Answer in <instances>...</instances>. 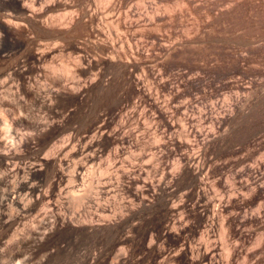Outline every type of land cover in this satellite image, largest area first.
<instances>
[{
	"label": "rangeland",
	"instance_id": "obj_1",
	"mask_svg": "<svg viewBox=\"0 0 264 264\" xmlns=\"http://www.w3.org/2000/svg\"><path fill=\"white\" fill-rule=\"evenodd\" d=\"M35 1L36 13L28 18L10 0H0V21L17 26L9 30L20 43L5 42L0 56V149L15 152L18 146L13 162L35 164L41 172L48 155L64 159L63 171L74 159L83 164L80 172L96 180L128 170L154 184L168 181L165 197L178 205L168 216L177 220L180 234L165 241L155 237L158 208L139 212L122 180L109 192L97 187L83 205L64 203L73 219L94 226L111 219L116 226L62 229L44 241L9 239L12 229L0 226V264L20 258L29 259L25 264H203L195 259L197 247L215 249L212 264H264V0ZM47 47L54 48L52 56L29 58ZM133 76L143 91L134 87ZM98 125L108 136H101ZM192 153L202 162L200 186L215 208L204 218L192 207L190 175L180 169ZM6 165L0 162L1 189ZM67 186L60 183L62 195ZM146 195L153 199L150 191ZM30 213L14 224L16 230ZM46 221L36 237L46 231ZM231 225L239 232H230ZM122 236L123 244L116 241ZM159 246L165 252L157 255Z\"/></svg>",
	"mask_w": 264,
	"mask_h": 264
},
{
	"label": "bare ground",
	"instance_id": "obj_2",
	"mask_svg": "<svg viewBox=\"0 0 264 264\" xmlns=\"http://www.w3.org/2000/svg\"><path fill=\"white\" fill-rule=\"evenodd\" d=\"M42 1V0H41ZM10 2L13 4L14 8L19 11L22 15L30 18L32 17V15L35 12V10L33 9V2H36L35 0H10ZM41 4V3H40ZM54 4V3H53ZM43 5V4H42ZM41 6V5H40ZM44 6V5H43ZM37 8V7H36ZM38 9V8H37ZM42 10V9H41ZM75 10V9H74ZM70 11V10H69ZM38 13V12H37ZM35 15V14H34ZM7 20H9L8 18H6ZM12 22V21H11ZM10 21H4V22H1L0 21V56L3 54L4 52V49H3V44L5 42H10L11 44L15 43L17 44L18 46H20V43H18L16 40H15V37L14 35L12 34V32L9 30L10 26H13V27H17L15 24H12ZM16 22V21H15ZM18 24V23H17ZM24 23H22L23 25ZM47 24V23H46ZM54 26V25H53ZM48 48V47H47ZM42 50V49H41ZM54 50L53 47H50L48 49H45L41 52L37 51V52H31L29 53V58L33 60H38L39 58L41 59V57L43 56V59L44 58V55H49L51 54V52ZM52 56V54H51ZM39 59V60H40ZM38 60V61H39ZM52 60V59H51ZM43 61V60H42ZM36 62V61H35ZM43 63V62H42ZM39 66V65H38ZM21 67V66H20ZM50 70V69H49ZM10 72V71H9ZM16 72L20 75H22L24 73V68H17ZM11 73V72H10ZM46 74V73H45ZM5 82V80H4ZM131 82L134 84V87L137 89V90H141L140 86H139V79L138 77L136 76H133L131 77ZM41 83V82H40ZM2 84V83H1ZM11 85V84H10ZM32 85V84H31ZM45 85V84H44ZM34 86V85H32ZM35 87V86H34ZM133 87V86H132ZM38 88V86H37ZM145 88V87H144ZM39 89V88H38ZM134 89V88H133ZM135 89V91H136ZM29 90V89H28ZM36 90V89H35ZM143 91V90H141ZM2 92V91H1ZM38 93V92H37ZM145 93V92H144ZM153 93V92H151ZM151 95V94H150ZM4 97V96H3ZM14 97V96H13ZM32 99V98H31ZM43 100V99H42ZM141 100V99H140ZM44 101V100H43ZM140 102V101H139ZM136 108H137V105H136ZM135 109V108H134ZM28 110V109H27ZM29 111V110H28ZM32 111V110H31ZM145 111V110H144ZM159 113L160 114H163V110H159ZM165 114V113H164ZM141 115V114H140ZM127 116V115H126ZM193 118V117H192ZM53 120V119H52ZM204 121V120H203ZM178 123V122H177ZM184 123V122H183ZM174 124V123H173ZM182 126V124H180ZM38 126V125H37ZM137 126V125H136ZM160 126V125H159ZM15 127V126H14ZM12 128V127H11ZM104 128V127H103ZM97 131L98 132H101L100 134H102L101 136H108L102 129V125H98L96 127ZM192 129V128H191ZM190 129V130H191ZM214 129V127H213ZM16 130V129H15ZM183 130V129H182ZM17 131V130H16ZM162 131V129H161ZM173 131V130H172ZM176 131V130H175ZM180 131V130H179ZM8 132H9V129H8ZM13 132V131H12ZM15 132V131H14ZM29 132V131H28ZM184 132V131H183ZM187 132V131H186ZM202 132V131H201ZM7 133V132H6ZM11 133V131L9 132ZM17 133V132H16ZM21 133V132H20ZM143 133V132H142ZM158 133V132H157ZM163 133V131H162ZM124 135V134H123ZM122 135V136H123ZM171 135V134H169ZM194 135V133H193ZM206 135V134H205ZM163 136V135H162ZM186 136V135H185ZM20 137V136H19ZM113 137V136H112ZM71 138V137H70ZM121 138V137H120ZM170 138V136H169ZM112 139V138H111ZM12 140V139H11ZM15 141L17 139H14ZM0 140V146H2L3 142ZM23 141L22 137H20L18 139V142L21 143ZM144 141V140H143ZM152 141V140H151ZM68 142V141H67ZM189 142V141H188ZM16 143V142H15ZM13 143V144H15ZM63 143V142H62ZM74 143V142H73ZM164 143V142H163ZM11 145V146H14V145ZM69 144V143H67ZM66 144V145H67ZM75 144V143H74ZM119 144V143H118ZM19 145V144H18ZM76 145V144H75ZM93 144L91 145H86L84 147V149L86 148H91ZM20 146V145H19ZM56 146V145H55ZM124 146V145H123ZM4 147V145H3ZM7 147V146H6ZM10 147V146H9ZM9 147H8V150H2L0 149V162H2L3 164H9V170H8V173H6L5 175L7 176L6 178V181L4 183L5 187H3V189L0 188V226H5V227H8V228H11L12 230L10 231V234H9V239L15 237H21V239L23 240H29L30 238H36L37 241H41L43 239H48L49 237H52L54 235L55 232L57 231H61L62 229H69V230H75V229H90V228H95V229H100L102 227H114L116 226V222L115 221H112L111 219L110 220H107L105 222H101V224L103 225H99L97 224L96 226H94L93 224L94 223H90L88 221L87 223L86 222H83L82 220H77V219H73L72 217H70L69 215L72 216V214H69V215H66L65 213V209H66V206L64 205V203H69L71 204V206H80L82 203H84V199L88 198L90 195L89 193L90 192H97L96 190H100L99 188L101 187L102 189H105V191L109 192L110 191V187L111 185H113L114 183V186L116 185V187H118V184H122V180H126L127 184H125L123 187H125V191L128 192V194L132 197V199H136L138 200L137 204L134 203V205L132 206H137L138 208H140L142 211V209H150V207L154 206V207H157L158 210H156V212L158 213V216H157V220L155 222V237L157 238H162L163 241H165L164 239H176L179 237V228L176 227L175 223L176 221L173 219H171L169 216H168V213L170 214V212L174 211L178 205H173L171 204L170 202L167 201V197H165V189L168 188V184L167 182L165 181H162L161 179L158 180L157 184H154L152 181L149 180H144V178L142 176H140V174H130V173H127L126 171L128 170H125V172H121V173H115L114 174H108L104 181L102 180H96L94 179L92 176L90 175H84V173L80 172V165L78 163L75 162L74 159H72L74 161L73 165L70 166L69 164L68 165H65L66 166V171L64 170L63 171V167L62 166V163L64 162V159L63 158H60V157H57V156H53V157H50V158H47L46 154V158L44 159L43 163L44 165L46 166V170L44 172H41L39 169L40 168H36L35 167V164L31 165L32 166H21V165H18L16 164V162H13V159H15V157H17V154H16V146L14 151L15 152H12L11 150L9 151ZM65 147V146H63ZM71 147H73L71 145ZM131 147V146H130ZM1 148V147H0ZM13 148V147H12ZM117 148V147H116ZM161 148V147H159ZM201 148V147H200ZM11 149V148H10ZM18 149V148H17ZM59 149V148H58ZM62 149V148H61ZM19 150V149H18ZM17 150V152H18ZM57 150V149H55ZM69 150V149H68ZM88 150V149H87ZM88 150V151H89ZM54 151V150H53ZM68 152V151H67ZM148 152V151H147ZM200 152V151H199ZM51 153V152H50ZM59 153V152H58ZM66 153V151H65ZM64 154V153H63ZM89 154V153H88ZM199 154V153H198ZM52 155V154H51ZM88 156L87 160L88 159H91L93 156H92V153L90 155H86ZM65 157V155H64ZM73 158V157H72ZM95 158V157H94ZM199 156L196 154V155H189L186 156V157H183L182 161L183 163H181L180 165V169L185 171L186 173H188L190 175V178H191V183H193L192 185H194L193 189H192V192L194 194V197H192V199L194 198V201H193V208L197 210V212L199 213L200 216H205V217H208L210 216L211 214L214 213L215 211V208H214V204L212 205L211 204V201L210 199H208L206 196H205V193H204V189L203 187L200 186V183H201V180L203 181V174L204 171H202L203 169V165L200 163V160H199ZM19 161V160H17ZM174 161V159H173ZM94 162V161H93ZM81 163V162H80ZM87 163V162H86ZM108 163V162H107ZM116 163V161H115ZM161 163V162H159ZM41 164V162L39 163ZM65 164V163H64ZM85 164V163H84ZM6 165V166H7ZM83 165V164H82ZM81 165V166H82ZM158 165V164H157ZM157 165H156V168H157ZM245 165V164H244ZM43 168V167H42ZM121 168V167H120ZM164 168V167H163ZM173 168V166H172ZM171 168V170H173ZM80 169V170H79ZM85 169V168H84ZM117 169V168H116ZM130 169V168H129ZM135 169V168H134ZM177 169V168H176ZM107 170V169H106ZM124 170V169H123ZM145 170V169H144ZM156 170V169H155ZM204 170V169H203ZM118 171V170H117ZM142 171V170H141ZM178 171V170H177ZM108 172V170H107ZM106 172V173H107ZM112 172V171H111ZM148 172H150L148 170ZM170 172V171H169ZM176 172V171H175ZM256 172V171H255ZM264 172V171H263ZM110 173V172H109ZM174 173V172H173ZM3 174V173H2ZM105 174V173H104ZM149 174V173H148ZM163 174V173H162ZM4 175V174H3ZM4 175V176H5ZM142 175V174H141ZM147 175V173H146ZM155 175V174H153ZM207 175V174H206ZM95 176V175H94ZM98 176V175H97ZM149 176V175H148ZM146 177V176H145ZM171 180V179H170ZM173 180V179H172ZM65 181L66 183H68V186L67 188L64 190V195L61 194V191H62V187H60V183ZM146 181V182H145ZM227 182V181H226ZM142 183V184H141ZM229 183H227L228 185ZM264 184V183H263ZM65 185V184H64ZM120 185V186H121ZM191 185V184H190ZM225 185V184H224ZM247 185V184H246ZM113 186V187H114ZM97 187H99L97 189ZM192 187V186H191ZM256 187V186H255ZM252 188V187H251ZM115 189V187H114ZM122 189V188H121ZM231 189V188H230ZM241 189V188H240ZM109 190V191H108ZM102 192L103 193H105ZM150 191L151 195H152V198L151 200H148L147 198V195L146 193H148ZM228 191V190H227ZM233 191V190H232ZM99 191V193H101ZM119 192V191H118ZM122 192V191H121ZM168 192V191H167ZM186 192V191H185ZM90 194H93V193H90ZM98 194V192H97ZM107 194V193H106ZM118 194V193H116ZM180 194V193H179ZM89 195V196H88ZM115 195V194H114ZM93 196V195H92ZM104 196V195H103ZM113 196V195H111ZM192 196V195H191ZM214 196V195H213ZM243 196V195H242ZM64 197H66V200L63 199ZM95 198V196H93ZM97 197H101V196H97ZM115 197V196H113ZM89 198H92V197H89ZM88 198V199H89ZM123 198V197H122ZM125 198V197H124ZM85 199V200H86ZM150 199V198H149ZM217 199V198H216ZM222 199V198H221ZM175 200V199H174ZM173 200V201H174ZM219 200V199H218ZM88 201V200H87ZM123 202V200H121ZM172 201V202H173ZM89 202V201H88ZM92 202V201H91ZM175 202V201H174ZM219 202V201H218ZM86 203V202H85ZM96 203V201H95ZM101 203V202H100ZM120 203V202H119ZM118 203V204H119ZM180 203V202H179ZM110 204V203H109ZM83 205V204H82ZM88 204L86 203V206ZM90 205V203H89ZM98 205V204H97ZM107 205V204H105ZM219 205V204H216V206ZM68 206V205H67ZM94 206V205H93ZM117 206V205H115ZM90 206H88L89 208ZM101 207H106V206H101ZM111 207V206H110ZM119 207V206H118ZM153 207V208H154ZM69 207H67L68 209ZM108 208V207H106ZM123 208L125 207H122V210ZM223 208V207H222ZM70 209V208H69ZM77 211V207L75 208ZM80 209V208H79ZM109 209V208H108ZM133 209V208H132ZM72 210V209H71ZM96 210V209H95ZM105 210V208H104ZM118 210V209H117ZM121 210V209H119ZM135 210V209H134ZM31 211H34V213L32 214V217H31ZM85 211V209H84ZM97 211V210H96ZM150 211V210H149ZM154 211V210H153ZM217 211V210H216ZM68 212V211H67ZM70 212V210H69ZM68 212V213H69ZM73 212V210H72ZM89 212V210H88ZM94 212V210H93ZM128 212V211H127ZM134 212H137V211H134ZM179 212V211H178ZM181 212V210H180ZM232 212V211H231ZM246 212V211H245ZM256 212V211H255ZM28 213H30V220L28 221H25V222H21L22 226L19 228V230L17 231L16 230V227L14 224H16L19 219L21 218H24L25 214H26V218L27 216L29 215ZM91 213V212H90ZM115 213V211L113 212ZM118 213V212H117ZM155 213V212H153ZM217 213V212H216ZM233 213V212H232ZM107 214V213H106ZM112 214V213H111ZM127 214V213H126ZM174 214V213H173ZM75 215V214H74ZM183 215V214H181ZM76 216V215H75ZM80 216V214H79ZM92 216V215H91ZM100 216H102L100 214ZM112 216V215H111ZM116 216V215H115ZM228 216V215H227ZM107 217V215H106ZM113 217V216H112ZM110 217V218H112ZM147 217V216H146ZM180 217V216H179ZM178 217V218H179ZM222 217V215H221ZM229 217V216H228ZM75 218V217H74ZM78 218V217H77ZM84 218V217H83ZM92 218V217H91ZM98 218V217H97ZM103 218V216H102ZM101 218V219H102ZM109 218V217H108ZM182 218V217H181ZM184 218V216H183ZM204 218V217H203ZM25 219V218H24ZM80 219V218H79ZM23 220V219H22ZM44 220V221H43ZM45 220H49L48 222L46 221V223H49V225H46V231L45 232H41L40 236L39 237H36V234L38 233V229L40 227V224L41 222H45ZM88 220V219H87ZM113 220H115L113 218ZM187 220V219H186ZM223 220V219H221ZM86 221V220H85ZM20 222V221H19ZM208 222V221H207ZM222 222V221H221ZM230 222V219L229 221ZM100 223V222H99ZM188 223V221H187ZM220 223V222H219ZM19 224V223H18ZM45 224V223H44ZM134 224V223H133ZM230 224V223H229ZM120 225V224H118ZM117 225V226H118ZM175 225L176 229L173 228ZM17 226V225H16ZM19 226V225H18ZM17 226V227H18ZM149 226V225H148ZM212 226V225H210ZM221 226V225H220ZM223 226H224V223H223ZM120 227V226H119ZM131 227V226H130ZM229 227V230L230 232H234V233H238V226L237 227H234V226H228ZM42 228V227H40ZM45 228V227H44ZM42 228V229H44ZM129 228V227H128ZM150 228V227H149ZM154 228V227H153ZM181 228V227H180ZM224 228V227H223ZM6 229V228H5ZM113 229V228H112ZM119 229V228H118ZM152 229V228H151ZM206 229V228H205ZM226 230L228 228H225ZM223 229V230H225ZM83 230V231H84ZM104 229H102L103 231ZM115 230H117L115 228ZM145 230V229H143ZM142 230V231H143ZM222 230V231H223ZM240 230V229H239ZM66 231V230H65ZM76 231V230H75ZM119 231V230H118ZM116 231V234H118ZM150 231V230H148ZM222 231H220L221 233H223ZM241 231V230H240ZM82 232V231H81ZM121 232V231H119ZM83 233V232H82ZM101 233V232H100ZM99 233V234H100ZM153 233V232H151ZM207 233V232H206ZM85 234V233H83ZM121 234V233H120ZM119 234V235H120ZM150 234V233H149ZM241 234V233H240ZM39 235V234H38ZM65 235V234H64ZM74 235H76L74 233ZM125 235V234H124ZM141 238H142V234H140ZM151 235V234H150ZM208 235V234H207ZM225 236V232L223 234ZM222 235V236H223ZM73 236V234H72ZM127 236V235H126ZM153 237V235H151ZM239 236V235H238ZM151 237V238H152ZM207 237V236H206ZM74 238V237H73ZM20 239V241H21ZM67 239V238H66ZM65 239V240H66ZM70 239V238H69ZM125 237L122 236V237H117L116 241L118 240L119 243H122L120 241H124ZM154 239V238H153ZM194 239V238H193ZM225 239V238H224ZM8 240V239H7ZM35 240V239H34ZM56 240V238H55ZM138 240V239H137ZM158 240V239H157ZM19 241V242H20ZM30 241V240H29ZM44 241V240H43ZM115 241V242H116ZM155 241V240H154ZM185 241V240H184ZM227 241V240H226ZM34 242L36 241H33V244ZM45 242H47L45 240ZM52 242V241H51ZM191 242V241H190ZM206 242V241H205ZM23 243V242H22ZM20 243V244H22ZM26 243V242H25ZM23 244V245H26L27 244ZM53 243V242H52ZM59 243H62L61 241ZM117 242V244H119ZM125 243V242H123ZM122 243V244H123ZM139 243V242H138ZM228 243V242H226ZM31 242L28 244L30 245ZM31 244V245H33ZM37 244V243H36ZM152 243L149 242L148 246L152 245ZM160 244V243H159ZM236 244V243H235ZM5 246V249H7L8 251V254H11L10 253V241H6V243L4 244ZM30 245V246H31ZM40 245V244H39ZM50 245V244H49ZM59 245V244H58ZM63 245V244H61ZM60 245V246H61ZM68 245V244H66ZM145 245V244H144ZM195 245V244H194ZM207 245V244H206ZM228 245V244H226ZM260 245V244H259ZM30 246H27L26 248H29ZM41 246V245H40ZM40 246L38 247V244H37V247L40 248ZM43 246V245H42ZM41 246V247H42ZM164 246V244H163ZM209 246V245H208ZM229 246V245H228ZM228 246H227V249H224V251L226 253H228ZM3 247V248H4ZM25 247V246H24ZM141 247V246H140ZM145 247V246H144ZM143 247V248H144ZM153 247H156L155 245ZM185 247V246H184ZM31 248V247H30ZM66 248V247H65ZM119 248V247H118ZM123 248H124V245H123ZM152 248V247H151ZM164 247H157L154 251L155 253L158 255V254H162L165 252V249H163ZM200 247H197L195 248L196 249V260L198 261H203V264H212V261L213 258L211 259V256L213 254V248L209 247V248H203V249H199ZM226 248V247H225ZM230 248V247H229ZM187 249V248H185ZM227 250V251H226ZM231 250V249H230ZM53 251V249H52ZM185 251V250H182V252ZM190 253L193 251L192 248H190L189 250ZM224 251H222L223 253H225ZM235 251V250H234ZM12 252V250H11ZM49 252V251H48ZM47 252V253H48ZM144 252V250H143ZM152 252V250H151ZM150 252V253H151ZM170 252V251H169ZM180 252V251H179ZM218 252V251H217ZM230 252V251H229ZM232 252V251H231ZM45 253V252H44ZM46 253V254H47ZM116 253V251H115ZM119 253H120V250H119ZM122 253V252H121ZM126 253V251H125ZM154 253V252H152ZM178 253V252H177ZM186 253V252H184ZM225 253V254H226ZM45 254V255H46ZM176 254V253H175ZM187 254V253H186ZM193 254V252L191 253ZM221 254V253H220ZM3 255V252H2V248L0 247V257ZM118 255V253L116 254ZM185 255V254H184ZM24 256V255H23ZM161 256V255H160ZM166 256V255H165ZM230 256V254H229ZM14 257V256H13ZM12 257V258H13ZM29 257V256H28ZM43 257V256H42ZM46 257V256H44ZM120 257V256H119ZM123 257V256H121ZM126 257V255L124 256ZM7 258V257H5ZM15 258V257H14ZM228 258V257H227ZM26 260V258H24ZM23 259V261H24ZM115 259H116V256H115ZM194 259V260H195ZM9 260V259H8ZM29 259H27L26 261H28ZM126 260V259H124ZM226 260V259H225ZM4 261V259H3ZM21 258L20 260H17V263L16 264H25V262L21 263ZM161 261V260H160ZM192 261V260H191ZM39 262V261H38ZM223 262V261H222ZM227 262V261H226ZM5 263V262H4ZM134 263V262H133ZM40 264V263H39ZM215 264V263H214Z\"/></svg>",
	"mask_w": 264,
	"mask_h": 264
}]
</instances>
